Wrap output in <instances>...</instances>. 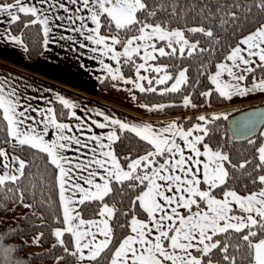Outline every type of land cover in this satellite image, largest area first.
Wrapping results in <instances>:
<instances>
[{
	"label": "snow or ice",
	"instance_id": "6c2138e0",
	"mask_svg": "<svg viewBox=\"0 0 264 264\" xmlns=\"http://www.w3.org/2000/svg\"><path fill=\"white\" fill-rule=\"evenodd\" d=\"M178 7V0H0V24H7L0 39L28 51L13 25L39 26L45 48L56 30L71 33L58 39L95 53L113 81L131 85L125 90L133 100L137 90L167 98L139 105L148 112L264 94V23L247 34L240 28L239 38L225 43L217 29L236 25L239 0L218 6V25L173 28ZM253 7L264 13V0H251L247 13ZM35 99L0 80V211L51 207V184L59 204L53 248L73 264H264V139H248L251 155L234 160L220 135L218 122L228 119L221 113L130 123L104 112L95 113L102 120L82 117L59 95L68 112L47 98L48 106H34ZM232 125L235 136L247 138L264 125V108ZM125 133L136 146L119 154ZM21 232L0 234V264H20L17 248L4 240Z\"/></svg>",
	"mask_w": 264,
	"mask_h": 264
},
{
	"label": "trees",
	"instance_id": "16d2710c",
	"mask_svg": "<svg viewBox=\"0 0 264 264\" xmlns=\"http://www.w3.org/2000/svg\"><path fill=\"white\" fill-rule=\"evenodd\" d=\"M234 0H178V16L173 18L171 21V26L176 27H193L198 26L203 23L205 26L208 25H218V6L223 4H231ZM241 4L240 9H233L237 12L239 19L236 21V25L239 28L233 32V29L236 28V25H228L226 31H220L217 29V36L224 40L225 43L232 42L233 40L239 38L240 31L242 28L244 34H247L248 31H252L259 25V23L264 22V13L259 12L256 8L253 7L251 13H247L246 8L251 6V0H239ZM171 11V9H169ZM165 15V14H161ZM216 17L213 19L212 17ZM12 31L14 34H20L23 31V40L24 44L27 45L28 51H25V54L30 59H37L43 50V36L39 26H32L29 29H22V26L13 25ZM195 63L192 66V75H195ZM202 79V78H201ZM118 81H113L111 77H105L99 83V89H113V85H117ZM137 101L143 104H155L167 102V98H161L156 94H141L137 93ZM179 101H177L178 103ZM196 103L203 104L202 97H195ZM227 100L219 99L213 97L210 105L202 106L198 109H183V108H169L162 113H154L155 116H179V118L184 117L188 113V116H198L202 113H209L215 109L226 106ZM264 104V101L262 102ZM245 107H240L234 109L230 112L222 113L227 115L229 118L230 115L240 111ZM56 110L59 112L64 111L63 106H57ZM61 110V111H60ZM201 112V113H200ZM220 125V135L226 140L227 146L225 151H230L234 160L239 159L241 154L251 155L252 146L248 144V139H253L259 144L262 141L260 132L254 135L251 138L247 139H236L233 138L228 130V119H221L219 122ZM123 142H117L116 151L119 154H127V150L130 146L135 147V141L137 138L131 133L122 134ZM219 139V136H214V142ZM23 157L27 159H32V152L25 150ZM37 166H42L43 162L39 159V156L36 157L35 161ZM35 171V168H33ZM54 183V181L52 182ZM50 191L51 194V207L47 204L40 206L36 205L33 209H25L23 207H17L15 210L10 213H5L0 211V234L6 233L12 229H22L21 233H14L9 238L4 240L6 246L11 245L17 248V251L13 254V260L19 261L20 264H73L71 257L66 256L63 250L59 247L53 248V245L56 244V238L53 235V229L57 227L56 223V214L59 207L58 204V195L54 187L45 189V194L47 195ZM37 200L40 199L39 193L36 197ZM27 203H33L31 199L26 200ZM9 208L13 206L8 205ZM35 212L36 215H32V212ZM27 217V219H21L22 217ZM43 216V219L39 217ZM43 233V236L40 238L39 243H34V237ZM65 256L63 261H57V257Z\"/></svg>",
	"mask_w": 264,
	"mask_h": 264
},
{
	"label": "crops",
	"instance_id": "0c3cea01",
	"mask_svg": "<svg viewBox=\"0 0 264 264\" xmlns=\"http://www.w3.org/2000/svg\"><path fill=\"white\" fill-rule=\"evenodd\" d=\"M0 19L4 18L0 17ZM5 27H7L6 23L0 24V32H3ZM60 35L73 34L56 30L57 39L50 42L47 48L43 46L37 59L28 58L22 46L0 39V78L2 80L6 78L13 83L18 87L19 92L25 89V92L32 97L37 92V84H40L39 89L47 86L55 91L85 96L113 110L131 114L137 119L151 121L171 117V115L155 116L153 112L141 108L139 105L143 103L133 100V93L125 90L131 85L118 82L113 89H99V83L109 75L102 70L97 59L91 58L96 54L88 49L79 48L78 44L71 40H59ZM76 39L80 38L76 37ZM105 62L109 61L105 60ZM137 93L138 90L134 94ZM263 101L264 94L255 93L246 97H234L230 101L227 100L226 106L215 110H223L225 113L240 107L262 104ZM39 103L37 106L41 107Z\"/></svg>",
	"mask_w": 264,
	"mask_h": 264
},
{
	"label": "rangeland",
	"instance_id": "374dc122",
	"mask_svg": "<svg viewBox=\"0 0 264 264\" xmlns=\"http://www.w3.org/2000/svg\"><path fill=\"white\" fill-rule=\"evenodd\" d=\"M0 80H2V78H0ZM18 81V80H17ZM18 82H22V81H18ZM39 86H41L40 84H37V92L33 95V97H37L38 99L32 100L31 102L35 103V101H38V103L41 105V107H46L48 105H46L44 103V98H47L48 100H52L54 103L55 108L57 106H60L61 104L59 103V101L57 102L56 97L57 95L64 97L65 99L69 100L70 102L74 103L77 105L76 109H74L77 112V115L80 116H91L94 119H98V120H102V117H97L95 116L96 112H104L106 115H109L110 117H115L118 118L122 121H127L130 123H140V122H151V123H158L159 121H163V120H167V119H174V118H179L180 115L178 116H171L169 118H165V119H152L151 121H148L147 119H137L134 116H131L126 114V113H122L120 111H116L113 110L112 108H109L103 104H101L100 102H96L93 99L90 98H86L85 96H77V95H72L69 92H60V91H55L54 89H52L51 87H47L45 86L44 88L42 87L41 89H39ZM26 88V87H25ZM23 92V93H22ZM20 92L23 96L26 97H32L31 95L28 94V92H25V89ZM38 103H35V106H37ZM62 106V105H61ZM59 112V110H57ZM61 111V110H60ZM68 109H65L62 112H68ZM201 113V112H200ZM209 113H224L223 110H213V111H209ZM188 116V113L184 115V117ZM64 122L70 123V124H75L77 123L75 120H65ZM98 133L102 130L100 129H95ZM106 131V130H103ZM264 131V125L260 130V133ZM264 139V138H262Z\"/></svg>",
	"mask_w": 264,
	"mask_h": 264
},
{
	"label": "water",
	"instance_id": "95a60500",
	"mask_svg": "<svg viewBox=\"0 0 264 264\" xmlns=\"http://www.w3.org/2000/svg\"><path fill=\"white\" fill-rule=\"evenodd\" d=\"M264 108V104H258V105H254V106H249V107H246L244 109H241L240 111L232 114L229 116L228 118V130H229V133L230 135L233 137V138H236V139H247V138H251L253 137L254 135H256L257 133L260 132L261 128L263 127V125H258L255 132L253 134H249L247 138L243 137V136H235L233 134V130H232V122L234 120H237L239 119L243 114L247 113V112H250V111H254L256 109H262Z\"/></svg>",
	"mask_w": 264,
	"mask_h": 264
}]
</instances>
